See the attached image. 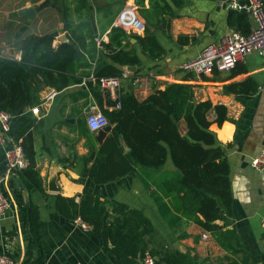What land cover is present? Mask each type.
I'll return each instance as SVG.
<instances>
[{
	"label": "crops",
	"instance_id": "crops-1",
	"mask_svg": "<svg viewBox=\"0 0 264 264\" xmlns=\"http://www.w3.org/2000/svg\"><path fill=\"white\" fill-rule=\"evenodd\" d=\"M221 1L186 0V6L179 11V18L171 23V38L156 32L165 49L161 60H150L136 45V40L131 39L142 61V66L137 68L141 77L129 78L133 73L124 68V72L129 73L121 80V92H132L137 100L144 101L155 90H164L169 84L187 83L193 85L197 101L210 100L213 105L226 107V121L220 126L214 123L211 130L230 165L232 204L230 212L225 213L223 220H218L216 224L222 234L235 233L237 241H233V247H237L239 254L234 255L224 249L216 232L205 230L187 218L170 227L155 199V195L163 197L164 192L155 186H146V183L151 185L154 181H162L170 182L171 187L176 188L180 171L170 156L157 174L136 168L105 183H97L91 177L99 150L107 139L104 143L100 142L99 133L88 129L85 110L96 105L103 112H113L118 109L119 102L115 90L106 91L100 86L95 92L90 90L88 83L92 69H86L82 83L61 91L55 89L57 95L52 101L46 102L45 95L54 88L43 90L40 104L36 107H39L38 115L33 113L35 108L27 110L35 120L32 135L45 194L28 183L16 195L12 178L2 185L0 191L10 199L11 204L0 219V254L15 258L18 264L26 260L28 235L25 206L32 200L40 213L44 264H119L112 253V245L102 246L92 227L85 229L78 220L67 219L56 210L57 197L74 198L79 202L87 191L107 203H120L141 212L153 227L152 233L147 236L150 250L178 251L196 263L227 264L235 261L242 264L245 260L249 264H264V229L261 227L264 217V169L257 170L251 165L264 147V94L259 90L264 85V59L259 55H250L230 73L196 76L191 81L186 80L189 73L183 70V66L196 59L206 47L218 44L234 31L227 24L228 11L219 7ZM88 2V10L92 15L94 13L91 18L84 0H0V55L20 60L19 42L28 35L54 36V46L60 43L58 40L62 35H66L70 42V33L65 30L63 18H67L73 27L91 21L96 38L106 36L108 41L113 23L125 9L136 8L145 22L135 0H127L124 9L112 22L103 10L110 0ZM145 4L149 8V0ZM28 8L35 11L31 20L20 15V11ZM180 36H188L189 44H180ZM247 78L257 84L255 93L237 96L227 90L229 85ZM92 83L95 84L93 80ZM111 127L109 135L116 133L120 136L118 126L111 124ZM179 129L182 135L186 134L185 122L179 123ZM9 142H15L11 136ZM120 142L123 152L116 156L118 168L126 166L125 157L130 152L121 138ZM4 169L5 155L0 147V174ZM54 178L57 192L50 191V182ZM163 206L173 210L172 198H164ZM108 209L112 211L111 206ZM176 215L181 216L179 213ZM204 235L208 237L205 239ZM222 242L229 246L223 238Z\"/></svg>",
	"mask_w": 264,
	"mask_h": 264
},
{
	"label": "trees",
	"instance_id": "trees-1",
	"mask_svg": "<svg viewBox=\"0 0 264 264\" xmlns=\"http://www.w3.org/2000/svg\"><path fill=\"white\" fill-rule=\"evenodd\" d=\"M126 1L110 0L103 7L111 22L124 9ZM84 3L91 18L94 13L92 15L88 10V0H84ZM135 3L146 22L143 36H130L123 29L112 27L109 41L103 43L100 50L91 21L73 27L67 18H63L65 30L70 33L69 43L54 46V36L28 35L19 42L22 53L20 60L0 55V110L13 117L10 136L15 142L21 143L29 161L26 169L12 176L14 194L21 193L20 190L26 188L28 183L45 194L32 135L35 120L32 113L27 111L40 104L43 90L54 88L61 91L80 84L86 69L93 70L88 83L92 92L100 89V79H123L124 68L142 66L131 39L136 40L142 53L152 61L161 60L165 55L156 32L160 31L171 38V23L179 18V11L186 6V0H149V8H146V0H135ZM227 24L232 30L244 35L252 30L250 18L235 11L228 12ZM178 42L189 44V37L180 36ZM131 76L129 78L132 79L141 77L137 72ZM195 77V74L189 73L186 80H195ZM92 79L96 80L95 84ZM227 90L237 96H248L257 91V84L247 78L229 85ZM119 102L120 108L113 112L104 111V114L111 124L118 126L120 136L116 133L107 136L90 172L91 177L97 183H105L136 168L157 174L170 156L180 171L177 180L174 179L176 188L173 189L170 182L146 183V186H155L164 192L165 197L155 195V199L170 227H175L182 218H187L205 230L216 232L218 242L224 249L234 255L239 254L237 247H233V241H237L235 233L222 234L216 224L218 220H223L225 213L230 212L232 204L230 165L211 130L214 123L220 126L226 121V107L213 105L210 100L197 101L193 85L187 83L169 84L164 90H155L144 101L137 100L132 92H122ZM213 112L217 115L216 121L209 119ZM182 121L187 127L185 135L179 129ZM120 138L130 148V152L125 157L126 166L118 168L116 156L123 152ZM4 172L5 169L1 174ZM166 197L172 198L173 210L163 206ZM55 206L63 217L80 220L92 227L102 246L111 244L112 253L119 264H141L146 252L157 257L158 264H210L207 261L196 263L178 251L150 250L147 239L153 231L150 221L141 212L123 204L107 203L85 191L79 202L74 198L59 196ZM177 213L181 216H177ZM25 226L28 248L23 264H44L40 213L32 200L25 206ZM221 238L228 241L229 246L221 243ZM227 264L240 263L230 261ZM242 264L249 263L244 260Z\"/></svg>",
	"mask_w": 264,
	"mask_h": 264
},
{
	"label": "built area",
	"instance_id": "built-area-1",
	"mask_svg": "<svg viewBox=\"0 0 264 264\" xmlns=\"http://www.w3.org/2000/svg\"><path fill=\"white\" fill-rule=\"evenodd\" d=\"M220 9L235 11L247 15L252 21V30L248 35L241 32L232 31L224 36L218 44L209 45L194 60L186 63L183 70L197 77L212 76L215 73H230L237 65L244 62L250 55H259L264 59V0H222L219 3ZM113 27L123 29L128 35H140L145 31V22L140 18L136 8L125 9L113 23ZM98 48L102 49V44L108 42L106 36L96 39ZM129 72L123 73V78ZM96 82L95 79H92ZM122 78L100 79L99 86L103 90H115L117 97H121ZM259 90L264 94V85ZM57 95L55 89H49L45 95V101H52ZM121 104L118 102L117 107ZM33 113L39 114V107L33 109ZM210 121H216L217 115L213 112L209 117ZM85 120L88 129L93 133L110 126V121L104 112L92 105L85 110ZM13 117L0 110V147L5 155V172L0 174V189L12 176L26 169L29 161L26 158L21 143L9 142L11 123ZM252 167L257 170L264 169V147L257 157L252 160ZM10 199L0 191V219H2L10 208ZM83 228H90L89 225L78 220ZM261 227L264 229V217L261 220ZM208 236L204 235L206 239ZM0 264H18L17 260L9 255L0 254ZM141 264H158L156 258L146 252Z\"/></svg>",
	"mask_w": 264,
	"mask_h": 264
},
{
	"label": "water",
	"instance_id": "water-1",
	"mask_svg": "<svg viewBox=\"0 0 264 264\" xmlns=\"http://www.w3.org/2000/svg\"><path fill=\"white\" fill-rule=\"evenodd\" d=\"M20 15L26 17L27 19L31 20L34 18L35 16V11L33 8H28V9H23L22 11H20ZM60 43H68L69 42V38L66 35H62L61 37H59L58 40ZM133 41H135L133 39ZM127 70L130 73H136L137 72V67H127ZM112 131V127L111 125L106 127L105 129L99 131V141L103 143V141L107 138V136L109 135V133H111ZM50 191L52 192H57L58 191V186L56 184V180L55 178L50 182Z\"/></svg>",
	"mask_w": 264,
	"mask_h": 264
},
{
	"label": "rangeland",
	"instance_id": "rangeland-1",
	"mask_svg": "<svg viewBox=\"0 0 264 264\" xmlns=\"http://www.w3.org/2000/svg\"><path fill=\"white\" fill-rule=\"evenodd\" d=\"M157 258V257H156ZM158 259V258H157Z\"/></svg>",
	"mask_w": 264,
	"mask_h": 264
}]
</instances>
